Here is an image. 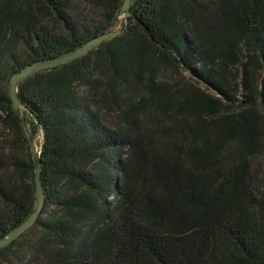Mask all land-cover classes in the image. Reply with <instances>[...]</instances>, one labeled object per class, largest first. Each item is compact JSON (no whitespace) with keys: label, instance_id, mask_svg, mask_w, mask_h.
Wrapping results in <instances>:
<instances>
[{"label":"trees","instance_id":"16d2710c","mask_svg":"<svg viewBox=\"0 0 264 264\" xmlns=\"http://www.w3.org/2000/svg\"><path fill=\"white\" fill-rule=\"evenodd\" d=\"M123 3L0 0V240L36 206L11 76L117 30ZM130 13L20 84L45 203L0 264H264V0Z\"/></svg>","mask_w":264,"mask_h":264},{"label":"water","instance_id":"95a60500","mask_svg":"<svg viewBox=\"0 0 264 264\" xmlns=\"http://www.w3.org/2000/svg\"><path fill=\"white\" fill-rule=\"evenodd\" d=\"M130 8H131V0H124L122 9L119 15L120 24L117 30L113 32H109L102 36H99L97 38H94L88 41L84 46L78 48L77 50H74L62 56L49 59V60H45V61H40L35 64L29 65L23 68L20 72L15 73L11 76L10 81H9V96L12 101L14 111L15 112L20 111L21 113L20 118L22 120L24 130L27 134V138L29 140L31 154H32V158L34 161V167H35L34 182H35L36 206H35L33 213L29 216V218L22 225H20L18 228H16L12 232H10L6 237L0 240V250L12 244L14 241L19 239L24 233H26L28 230H30L34 226L45 203V196H44L43 187L41 183L42 165H41V160H40V153L38 152L37 147H36V138L33 139L31 137L28 127L23 117V111L27 110V107L23 104L22 100L20 99L18 95V88L20 84L27 78L39 72H43L46 70H50L53 68H58V67H62L64 65L70 64L78 60L79 58L88 55L90 52H92L97 47H99L103 42L119 37L123 33L122 26L124 22L128 24V18L131 16Z\"/></svg>","mask_w":264,"mask_h":264},{"label":"rangeland","instance_id":"374dc122","mask_svg":"<svg viewBox=\"0 0 264 264\" xmlns=\"http://www.w3.org/2000/svg\"><path fill=\"white\" fill-rule=\"evenodd\" d=\"M119 24H120V23H119ZM171 73H173V72L171 71ZM169 76H171V75H169ZM185 76L189 77L188 74H185ZM42 140H43V138H42V133H40V134L38 135V137L36 138V147H37L38 150L40 149V144H41Z\"/></svg>","mask_w":264,"mask_h":264}]
</instances>
